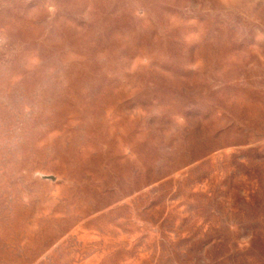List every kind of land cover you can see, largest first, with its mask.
<instances>
[{
  "label": "rangeland",
  "instance_id": "1",
  "mask_svg": "<svg viewBox=\"0 0 264 264\" xmlns=\"http://www.w3.org/2000/svg\"><path fill=\"white\" fill-rule=\"evenodd\" d=\"M0 264H264V0H0Z\"/></svg>",
  "mask_w": 264,
  "mask_h": 264
}]
</instances>
